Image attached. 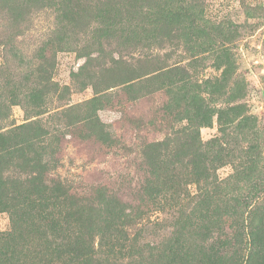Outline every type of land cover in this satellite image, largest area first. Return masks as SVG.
Segmentation results:
<instances>
[{
    "label": "rangeland",
    "instance_id": "rangeland-1",
    "mask_svg": "<svg viewBox=\"0 0 264 264\" xmlns=\"http://www.w3.org/2000/svg\"><path fill=\"white\" fill-rule=\"evenodd\" d=\"M94 1L0 0V135L36 122L43 133L34 150L47 174L80 196L97 186L138 194L148 173L142 143L170 139L177 161L170 155L154 170L160 186L154 209L126 211L121 219L131 247H160L205 189L219 191L215 203L236 208L234 222L250 207L258 214L264 208V0H170L171 9L160 4L158 23L134 17L131 8L115 26L113 13L98 11ZM151 58L174 69L159 80L121 82L129 67ZM185 132L202 145V159L217 160L188 162L179 147ZM17 172L10 157L0 175ZM12 222L9 211H0V231L12 230ZM189 223L203 224L194 217ZM220 226L210 228L208 242L215 243ZM98 232L93 248L102 259ZM190 236L192 249L205 245L198 232ZM28 237L22 257L35 264L49 239L38 223Z\"/></svg>",
    "mask_w": 264,
    "mask_h": 264
},
{
    "label": "trees",
    "instance_id": "trees-1",
    "mask_svg": "<svg viewBox=\"0 0 264 264\" xmlns=\"http://www.w3.org/2000/svg\"><path fill=\"white\" fill-rule=\"evenodd\" d=\"M131 3L128 0H95L94 8L100 11L102 7L113 13L109 18L115 26L131 8L134 17L151 18V23H158L163 4L168 9L174 6L170 0ZM173 14L183 13L174 8ZM165 25L168 27L170 23ZM144 62L139 69L129 67L121 82L132 86L134 81L159 80L161 75L174 69V65L159 67L153 58ZM38 72L42 74L44 70L39 68ZM176 80L183 79L178 76ZM159 83L169 86L173 81ZM42 133L36 122H29L0 135V172L10 163V157L15 159L18 171L12 177L0 175V211H9L13 221L12 230L0 231V260L5 264H27L22 248L29 238V229L36 223L43 228L49 241L45 244L44 256L34 259L35 264H264V208L257 214L256 207H250L240 222H234L236 208L228 206L225 200L223 204L214 202L217 189H205L194 196L201 197L202 202L196 203L190 214L182 213L176 220V230L160 247H131L121 219L126 211L136 215L154 209L160 193L154 170L170 155L169 161H177L174 159L176 153L169 151L170 139L142 143L141 155L148 173L140 177L143 179L138 194L124 196L97 186L89 195L80 196L68 191L58 178L47 174L41 157L34 150V142H39ZM186 133L179 138V147L184 156H189L188 162L211 165L217 160L214 155L208 160L202 159L199 150L202 145ZM84 211L86 215L81 220ZM190 217L198 219L202 226L197 227V223L191 226ZM219 223L218 238L214 244L208 242L210 228ZM97 228L102 259L93 248ZM197 232L199 241L205 243L199 250L192 249L187 241L191 233ZM122 255L129 260L119 262L117 259Z\"/></svg>",
    "mask_w": 264,
    "mask_h": 264
}]
</instances>
